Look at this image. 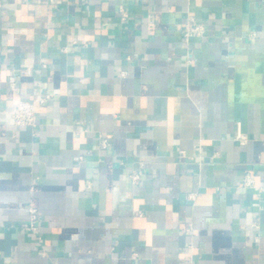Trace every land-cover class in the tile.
Masks as SVG:
<instances>
[{"label": "crops", "instance_id": "obj_1", "mask_svg": "<svg viewBox=\"0 0 264 264\" xmlns=\"http://www.w3.org/2000/svg\"><path fill=\"white\" fill-rule=\"evenodd\" d=\"M188 261L264 264V0H0V264Z\"/></svg>", "mask_w": 264, "mask_h": 264}, {"label": "built area", "instance_id": "obj_2", "mask_svg": "<svg viewBox=\"0 0 264 264\" xmlns=\"http://www.w3.org/2000/svg\"><path fill=\"white\" fill-rule=\"evenodd\" d=\"M122 15H124L122 13ZM183 40L188 41L189 38L193 35H201L204 31V24L202 22H197L193 16L189 15L186 18V21L183 26ZM49 95H39L36 97V100L39 103H42L46 100ZM10 116L12 117L14 123L16 124H26L31 128H35L37 125V116L34 110V105L32 100H22L17 99L13 102V105L10 109ZM78 132V130H75ZM245 135L240 131L237 132L236 138L243 139ZM108 144L107 139L100 136V146L106 147ZM142 174L141 168H132L128 175L132 182H137L140 179ZM241 181L244 186H252L254 183V176L250 172H244L241 175ZM37 223V215L35 209L33 207H29V222L26 225V229L28 231L35 230V226ZM39 238V236H37ZM189 249H191V244H188ZM185 264H192L191 261H188Z\"/></svg>", "mask_w": 264, "mask_h": 264}]
</instances>
